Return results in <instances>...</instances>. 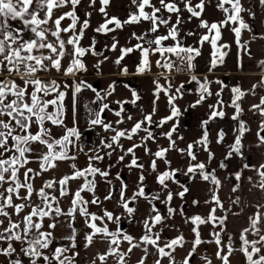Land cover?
I'll use <instances>...</instances> for the list:
<instances>
[{"label":"snow or ice","instance_id":"snow-or-ice-1","mask_svg":"<svg viewBox=\"0 0 264 264\" xmlns=\"http://www.w3.org/2000/svg\"><path fill=\"white\" fill-rule=\"evenodd\" d=\"M131 2L135 5L136 11L130 12L128 18L121 21L118 17H109L106 11L111 0H100L99 12L104 16V23L94 31L107 34L121 29L124 25L139 24L142 21L149 22L150 27L147 32L141 35L132 33V37L139 42L132 47L121 48V55L115 61L117 65H120L126 55L139 50L141 62L137 65V74L150 71L149 57L156 53H159L161 57L156 61L157 67L169 71L178 68L175 62L169 58L175 56L178 60L185 62L189 69H194L193 61L201 54L199 49L184 46L183 41L178 39L181 25L187 22L182 16L184 11L190 13L189 20L193 17L197 18L200 21L198 27L207 30V34L200 37L199 43L201 45L204 42L211 44L214 50L211 61L212 68H215L218 63H223V56L226 53L220 52V49L229 47L227 44L220 45V48L217 47V42L221 38V29L224 27L235 25L230 30L235 35L237 45L247 52V45H242L240 38L242 30L251 31V28L242 13L247 12L250 17L255 18L254 5L252 8H245L242 0H218L215 7L225 13V18L209 23L201 17L206 3H210V0H198L195 4H193V0H158L159 7L153 3V0H131ZM258 3L264 7V0H258ZM81 4L82 0H0V256L5 258L6 264H26V262L27 264H75L76 257L79 255L78 233L82 230L73 225L79 216L84 218L85 227L90 230L83 232L84 247L91 246L97 236H100L108 245L107 252L98 254L97 258L101 264H106L108 256L116 257L117 264H126V257L141 246H143L144 256L141 257L138 264H145L150 255L149 246L155 250L154 254L157 256L155 264H162L164 258H168L169 264H176L173 253L178 247L185 246V237L180 234L170 240H164L161 246V234L164 228L174 226L166 224L167 218L162 216L154 206L142 221L144 231L139 238L120 231L119 224L122 217L115 215L114 212L103 209V215H98L89 211V204L98 208L102 204L100 198L95 195L97 183L95 177L107 178L109 176V171L95 166V162L104 160L100 149H94V154L88 155L87 167L81 169L73 163L70 174H65L58 180H46L38 189L34 186V180L43 173L56 169L59 166L58 162L77 159L75 154L70 155V151L77 148V142L81 137L79 128L76 126L77 96L83 87L91 88V85H86L84 81L79 83L73 81V84L69 85L57 82L55 79L45 80L40 78V73H48L54 69L65 77H75L77 73L87 71L83 57L89 52L93 55L98 54L94 51V41L93 45L88 48L80 44L85 31L90 27L92 15L91 11L85 10L86 18L81 20L77 14V7ZM95 4L96 0H88V8L95 10ZM225 5H229V7H225ZM63 9L68 10L62 11ZM165 13H168L167 17L164 15ZM173 14L175 15L174 23L172 21ZM65 20H70L67 26L62 24ZM109 25H114V27L110 28ZM162 26L167 28L166 34L145 39L149 33L159 32ZM69 33L71 35H67ZM185 35L192 36L195 33L189 31ZM169 40L174 43L166 44ZM117 45L118 41L114 40L110 50H116ZM217 52H220L219 59H217ZM65 61L66 63H62ZM259 66L264 69V60L259 61ZM95 67L98 69L99 64ZM4 72L7 73V76L3 75ZM122 72L127 74L128 69L122 67ZM191 79L199 83L195 75ZM154 83L156 90L153 93L152 110L147 113L142 110V119L140 120H134L131 115H128L127 120L133 121L131 129L119 130L113 127L112 122L102 119L105 109L111 111L107 103H104L99 111L89 110V123L92 126H101L105 131L114 133L110 138H101L100 140L102 148L112 149L106 155L111 158L116 147H119L124 154L118 157V162L123 161L125 156L130 154L132 159L126 166L130 169L140 170L137 191L132 197L126 198L127 184L122 181L120 199L117 201V205L127 213L130 223L137 211L130 204L135 203L137 198L143 197L150 203L159 199V193L150 198L145 193L144 181L146 177L143 173L146 169L139 162L135 149L143 147L145 153L148 154L151 150L147 141L155 140L154 133L150 131L151 126L155 124L156 127H163L169 121L176 122L167 132L161 133L169 140V147L160 148L151 153L154 157L149 165L151 171L158 172L157 159H164L166 153L176 147L173 133L177 131L178 117L181 114L180 109L174 103L176 96L168 95V91L163 89L158 82L154 81ZM208 83L206 81L200 84L199 99L191 107L203 103L208 96L212 95ZM217 83L222 82L217 81ZM258 85L264 86V78L258 82ZM258 85L254 84L249 90L253 95ZM70 87L72 88V127H68L65 122L67 108L65 101L68 96L66 90ZM109 88H113V85H110ZM182 89L183 85L176 89V93H181ZM92 91L96 92L97 100L105 98L96 89L93 88ZM161 91H164L168 96V105L171 111L170 115L159 121H154L153 117L158 111L156 101L159 100ZM231 91L233 98L228 106L235 109L231 118L238 121L239 135L230 146V151L225 159H230L233 153L241 155L242 138L244 133L250 130L246 127L245 122L240 120L243 109L238 103L246 93L240 87H234ZM106 95H111V91H107ZM215 95L220 97L221 92H217ZM133 96L135 99L131 102L135 103L139 97L135 92ZM116 103L121 107L114 114L121 117V113L125 111L123 104L127 102L117 101ZM209 108L211 109L209 118L202 121V126L208 125L211 120L217 117L224 118L225 116L222 99H218L215 105L210 104ZM250 111L257 112L264 117V96L260 97L258 104L251 106ZM116 123H124V119H120ZM52 126L63 128V134L59 138L54 136ZM141 131L146 133V136L140 137L141 143H133L131 147L124 149L120 144L121 138L133 140V137ZM262 132H264V120L260 122L257 132L260 143L264 144ZM224 136L225 133L221 130L218 133L217 142H222ZM180 139L183 138L180 137ZM208 144L209 133L205 130L199 140L194 144H189L186 150L180 149L179 151L182 153L186 151L191 160L195 161L197 155L193 151L194 146L201 145L204 151L208 152L209 160H211L214 158V154L211 153ZM79 151H83V149L80 148ZM164 162L170 166V161L164 159ZM31 163H38V169L29 167L28 165ZM220 167L224 168L226 165L221 163ZM248 167L249 165H244V168ZM205 169L206 165L203 162L190 164L184 174H191V178L199 174L203 180L209 181L219 188L221 182L216 178L215 173L206 172ZM261 169H264V164L254 169L260 177L258 182L252 181L251 177L248 179L253 187L264 192V171ZM178 171L180 170L172 169L158 173V183L167 188L166 181L173 179ZM89 177L93 179H89ZM81 178H83V183L72 191L70 182ZM116 179H120L119 174ZM235 179L240 181L241 173L237 172ZM106 182L112 183L110 180ZM239 187V184L233 186L232 191H237ZM85 191L93 193V198L90 201L81 195ZM188 191L187 187H183V191L177 195L183 199ZM54 192H58V195L53 194ZM64 197L69 200L66 209L61 206V199ZM112 199L110 190L104 200ZM172 199L173 193L169 192L164 203H169ZM212 200L219 208L223 209V205L216 195V189H213ZM192 203L197 205L199 201L193 200ZM233 203L240 204V199L237 198ZM254 207L256 212L248 217V227L243 228L240 232L238 249L233 246L232 236L228 235L225 243L221 238L220 231L212 233V240L206 241L201 238V233L198 230L200 225L212 222L214 227H219L221 231L224 230L227 217L217 216V208H212L207 218L199 215L188 217L186 222H191L195 226L192 229L195 235L191 242L192 248L181 264H189L197 248L205 243H214L217 246L215 259L219 260L221 264H231L230 257L235 251L243 254L245 264H264V254H262L264 252V211H261L264 209V203H257ZM167 211L169 217L176 212L172 207H168ZM61 217L67 219L61 220ZM106 221L115 223L116 230L110 231ZM217 221H219L218 225ZM62 224H66L70 231L58 239L56 229ZM249 237L253 238L249 239ZM65 241L67 243H64ZM123 242H127L129 245L126 250H121ZM69 253L71 255H68ZM202 259L206 264H215V261L208 256H203Z\"/></svg>","mask_w":264,"mask_h":264},{"label":"crops","instance_id":"crops-1","mask_svg":"<svg viewBox=\"0 0 264 264\" xmlns=\"http://www.w3.org/2000/svg\"><path fill=\"white\" fill-rule=\"evenodd\" d=\"M121 4H127L130 0H119ZM198 0H193V4L197 3ZM218 2V0H210V3H206L205 10L202 14V19L207 20L209 23L211 22H218L225 18V13L221 10H218L215 5ZM242 3L245 8H252L253 5L255 6L253 8V11L255 12V18H252L249 16L247 12L242 13L244 19L246 22L250 25L251 31L248 30H242L240 43L242 45H247V52L244 48H241L236 43V38L234 33L230 30L231 27H234L235 25H229L227 27H224L221 29V39L219 42V45L227 44L229 46L228 53L225 56L223 63H218L215 68L211 67V61L213 59V48L209 42H204L202 45L199 43V39L202 35L207 34L206 29L199 28L198 25L200 21L193 17L190 20L188 19L190 16V13L187 11H184L182 13L183 18L187 21L183 25H181V32L178 39L183 41V45L191 46L194 48L199 49L200 55L195 58L193 61L194 69H191V72L197 75H200L199 77V83L197 81L192 80L191 75H179L174 80V86H172V90L168 93V95H175L176 99L174 100L175 105L180 109L181 114L180 116L185 115L187 112H192L191 115V124L190 129L185 134H181L180 131L173 133V139L176 141V147L170 150L166 153L165 158L168 161H170V166L168 164H165L164 159H157V165H158V172H153L149 168L150 162L154 157L151 155V153L156 152L160 148H168L169 147V141H164V138H162L161 130H158L155 135V140L153 141H147L148 146L150 148V152L148 154L145 153V149L143 147H139L135 149V154L139 158V162L142 163L145 166L146 171H144V175L151 177L150 180L155 181L154 183L149 180V185L151 188L155 191L161 192V201L164 203L166 200V197L169 192L173 193V200L171 203L181 204L183 202L191 203L192 200H198L200 205L201 203L203 205H207L206 201H211L213 196V189H216V194H220V201L223 202V209L219 208L216 204H213V207H210V210L212 208H217L216 214L217 216H224L225 212H228V216L223 230V237L222 240L226 243L228 239V235H234L233 239V246L235 248H239L240 246V240L239 235L243 228L248 227V217L253 215L256 212V208L254 205L257 203H264V192L260 191L258 188L253 187V184L249 182V177L252 178V181L258 182L260 177L257 174V172L254 170L255 168H258L264 161L254 156V163L255 167L252 169L244 168L245 160L247 155H252L253 150L257 148L258 143L257 140L249 141L251 138H248L244 141H242V150L243 153L241 155H237L236 153L232 154V158L225 159V156L230 151V146L233 145L235 138L238 134L237 128H238V121L233 120V123H230V117L234 114L235 109L233 107H230L228 105L231 104V100L233 98V93L231 91L234 87H240L242 91L246 93L244 96V99L241 101V107L245 111L244 119L248 120L252 116H256L259 118V114L254 111H250L251 106L254 104H258L260 97L264 96V86H259L258 82L264 77V69H262L259 66V61L264 60V7H261L258 3V0H242ZM118 5H120L118 3ZM183 7V5H181ZM225 7H229V5H225ZM166 17L168 13H165ZM128 18V16H127ZM126 18V19H127ZM173 23L175 22V15L173 14L172 17ZM104 23V20H103ZM143 23V22H142ZM146 24H150L149 22H146ZM99 26V25H98ZM97 26V27H98ZM137 26L134 25V27ZM138 34H142L144 30H137ZM193 32L195 35L187 36L185 33L187 32ZM167 30L165 32H157V33H149L145 39H152L156 35L160 34H166ZM111 36H115L116 33H110ZM101 36V35H100ZM132 41H121L118 42L117 48L119 49V53H115V56L112 57L111 62L107 65L108 67L105 68L99 77L100 79V85L97 86V88H94L92 86L93 82L96 81L97 78H94L91 83L86 81V77L84 78L85 74H81L82 76L79 77H63L59 79L60 83H67L69 85L73 84V81L76 83H79L80 81L86 82V85H91V88H88L87 86L83 87L82 91L77 96V107H76V120H77V127L79 128V131L81 133L80 140L77 142L78 146L76 149H73L70 151V155L75 154L77 159L75 161L72 160H66L58 162V167L54 170H50L49 172L43 173L40 177H37L34 180V186L38 189L41 187L42 183L46 180H58L65 174H70L72 172L71 165L75 163L79 168L83 169L87 167V161H88V155L94 154V149H100V154L104 155L103 161H97L95 162V166L101 168L102 170L109 171V176L107 178H101L99 176L95 177L96 188H95V195L100 198L102 201L101 206L98 208L95 205L89 204V211L96 213L98 215H103V209H107L108 211L114 212V214L119 215L122 217V221L129 222V218L127 217V213L124 211V209L117 205V201L120 199V191H121V182L117 180L116 182L114 179H116L117 174H125L127 177L128 183L129 179L132 180L135 178L137 180V186H138V178L140 175V170L137 168H128L126 165H128L132 159L131 155L125 156V159L123 161L118 162V157L120 155H123L124 153L121 151L119 147H116V150L112 153L111 158H109L106 153L112 151V149H106L102 148L100 146V140L101 138L108 139L112 135H114L111 131H105L101 126H92L89 123L90 116H89V110L92 111H99L100 107L107 103L110 106L114 107V110L109 111L108 109H105L102 113V119H104L106 122H112L113 127L124 130V129H131L133 125V121L127 120V116L131 115L134 120H140L142 112L136 111L135 109H125L124 112L121 113V117L115 116V112L120 110L121 105L116 103L117 101L125 102L130 97H133V92L129 91L123 84L117 85L116 82H114L115 78L118 77V75L122 74V65H117L115 63L116 59L120 57L121 55V48L126 47H132L135 42H138L135 39H131ZM131 42V44L129 43ZM174 43V42H172ZM171 40L167 41L166 44H172ZM84 46V45H83ZM147 47V45H145ZM71 47V46H69ZM85 48H88V45L84 46ZM250 53V54H249ZM158 59H161L159 54L151 55V60L153 61V64L156 63ZM65 63V62H63ZM116 64V65H115ZM115 66V68H114ZM113 68V69H111ZM52 75L61 76L60 73H57L54 69L50 70ZM131 74H135L136 72L134 70H130ZM7 74L6 72L3 73ZM87 75H90V72L86 73ZM84 78V79H83ZM206 78V79H205ZM208 83L209 91L212 93L211 96H208L203 103L191 107V105L195 104L196 100L199 99V86L202 83L205 82ZM217 81H220L222 83H217ZM19 82V80H17ZM149 82V81H148ZM149 84H151L149 82ZM254 84H257V88L255 91V94L253 95L249 90L252 88ZM110 85H113V88H109ZM183 85V89L181 90V93H176V89L180 88V86ZM96 89L97 92H100L101 96L105 97L103 100H97L96 92L92 91V89ZM222 89V91H221ZM68 92L67 99L65 101L67 108H66V118L65 122L68 127H72V88L66 90ZM107 91H111V95H106ZM122 92L126 94H121ZM221 92V96L217 97L215 93ZM218 99H222L224 101V108L225 116L224 118H215L209 122V125H212L214 129H216V125L219 127H222V122L224 121V126L230 127V133L228 132V136H226V141H223L222 143L226 142L225 145H227V148H225L224 151H220L219 149V143L214 141V138L211 142V144L208 146L211 153L214 154V158L209 160V154L208 152L204 151L203 147L201 145H195L194 147H200L202 150L195 151V154L197 155V159L195 161H192L191 158L187 155V152H181L180 149H187V146L189 144H194L195 141L199 140L203 132L205 131V126H202V121L208 120L209 114L211 109L209 108V105H215L217 103ZM95 101V102H93ZM162 104H164L163 111L166 116L170 115V107L168 105V96L165 97V99L162 101ZM151 112L146 111L144 113ZM104 116V117H103ZM124 119V123L117 124L116 121ZM180 121V120H179ZM184 122V120H181V123ZM261 122V121H260ZM180 124V123H179ZM178 124V125H179ZM183 124V123H182ZM207 126V125H206ZM172 126L165 127V131L167 132ZM260 123H258L257 126H255V130H259ZM92 130L93 135L91 140H87V131ZM52 131L54 136L59 138L63 134V128L52 126ZM227 132V131H226ZM230 134V135H229ZM146 136V133L139 132L136 136L133 137V140H127L124 138H121L120 144L123 145L124 149H127L128 147H131L133 143H141L140 137ZM182 137L183 139H180ZM252 137V136H251ZM230 139V140H229ZM253 139V138H252ZM162 141V142H161ZM82 148L83 151H79V149ZM194 151V150H193ZM203 162L206 166L213 168L217 172L218 179L221 181L222 186L221 188H216V186L209 181L205 180H199L195 176V182L194 186L190 189V192L188 193V196L186 200H181L180 196L177 195L180 191H183L184 182L188 179V175H185L184 172H186L187 167L190 164H196ZM115 164V166L112 168L110 167L111 164ZM223 163L226 165V167L221 168L220 164ZM29 167L33 169H38V163H31L28 165ZM172 169H179L177 173H181V178L178 180L173 177V179L166 181L167 188L160 185L157 181L158 173H162L164 171H171ZM241 173V189L240 191L233 192V186L234 182L236 183L234 177L236 173ZM93 179V178H92ZM110 180L112 183L108 184L106 181ZM230 181V183H229ZM83 183V178L71 181L70 182V189L74 191L79 185ZM119 186V190L117 192L116 197H113L112 200H104V197L109 193L111 190V193H113V186ZM183 186V187H182ZM158 187V188H157ZM220 190V191H219ZM53 194L58 195V192H54ZM81 195L87 199L91 200L93 198V193L91 192H82ZM126 196V195H125ZM132 196H126V198H130ZM237 198L240 199V204H234L233 201ZM35 199V197H34ZM69 205V200L67 197H64L61 199V206L65 209ZM138 207V206H137ZM137 211L134 215V219H138L137 225H132L128 231L125 233H129L134 237L139 238L143 234V227H142V221L149 215L148 213L140 215L139 207L137 208ZM199 208V207H198ZM209 210V211H210ZM261 211H264V209H261ZM147 212V211H145ZM195 215H198L197 212H194ZM194 215V214H193ZM180 221L183 223H180L176 221V226L174 230L168 232V234L162 236L161 235V246L163 244L164 240H170L172 238H175L176 236L182 234V231L179 226H190L193 228L191 222H186L187 217L186 216H177ZM208 216H206L207 218ZM205 218V217H204ZM61 220H66L67 218L61 217ZM132 219V221L134 220ZM188 224V225H186ZM216 224H219V221L216 222ZM110 225V231H115L117 228V225L112 222ZM74 227H77L81 229L82 231L78 233V252L79 255L77 257V264H93V261H95V264H101V261L97 258L98 254H102L107 252L108 245L103 241V239L100 236H97L94 240V243L85 248L84 244L85 241L83 239V232L84 231H90L85 227L84 224V218L83 217H77L76 223L73 225ZM178 228L176 229V227ZM201 233V238L203 240H212L213 239V232L220 231L221 229L219 227H214L213 223L209 222L203 225L199 226L198 229ZM70 230L68 229L66 224H62L56 229V235L57 238L61 235L67 234ZM155 231V230H154ZM122 232V231H121ZM191 233V232H190ZM169 235V236H168ZM186 235V233H185ZM187 241L185 243V246L183 248H177L174 253H188L189 250L192 248V241L194 239V235L192 236V233L186 237ZM253 237H249V239H252ZM64 243H67L66 241ZM127 242H123L121 244V250H126L128 248ZM141 248L134 249L132 253L126 257V264H136L141 259V257L144 256V253ZM217 250V246L214 243H205L201 244L197 251L201 254H211L214 256L215 259V252ZM149 253L150 255L147 257L145 264H155V259L157 256L154 254L155 250L152 249L151 246H149ZM241 252L235 251L233 252L231 258L232 264H241L240 259ZM215 261H217L215 259ZM176 262V261H175ZM106 264H117L116 257L114 256H108ZM162 264H169L168 258H164L162 260ZM176 264H178L176 262ZM203 264V263H200ZM217 264V263H216Z\"/></svg>","mask_w":264,"mask_h":264},{"label":"flooded vegetation","instance_id":"flooded-vegetation-1","mask_svg":"<svg viewBox=\"0 0 264 264\" xmlns=\"http://www.w3.org/2000/svg\"><path fill=\"white\" fill-rule=\"evenodd\" d=\"M118 3L120 5H118ZM153 3H156L157 6L159 7L158 4V0H153ZM95 10L88 8V0H82V4L80 6L77 7V14L80 16L81 20L85 19L86 17L84 16V12L85 10L87 11H91L92 15L90 18V27L85 31L84 37L81 39L80 44L83 46H87L90 47L93 45V41L94 43V51L96 53H98L97 55H93L91 52L87 53L84 57L83 60L86 63L87 66V71L85 72H79L77 73V75L75 77H79L82 76L81 74H85L84 78L86 79V81H88L89 83H91L93 81L94 78H97L95 82H93L92 86L94 88H97V86L100 85V79L99 77L101 76L103 70L105 68H107L108 64L111 62V59L113 56H115V53H119V49L116 48V50H110L111 49V45L113 44L114 40L121 42V41H132L131 39H135L132 37V33L135 32L137 35L138 34L137 30H144L143 33L147 32V30L150 27V24H146L145 21H142L141 23L137 24V26L134 27V25L136 24H131V25H124L121 29H116L115 31L112 32H108L107 34H102V33H97L94 31L95 28H97L98 25L103 23L104 20V16L102 13L99 12V8L101 7L100 5V0H96V4H95ZM68 9H63L62 11H67ZM147 10V9H146ZM106 11L108 12L109 17H118L121 21L125 20L127 18V16L129 15L130 12H135L136 11V7L135 5L132 4L131 0L129 2H127V4H121L119 0H111L110 5L107 7ZM166 16V14H164ZM147 22V21H146ZM70 23V20H65L62 22V24L64 26H67V24ZM79 28V25L77 26ZM110 28L114 27V25H109ZM167 30V28L165 27H161L159 31L161 32H165ZM116 33L115 36H111L110 33ZM142 33V34H143ZM67 35H71V33L67 34ZM101 35V36H100ZM221 39V38H220ZM220 39L217 42V47L220 48L219 42ZM136 40V39H135ZM139 42V41H138ZM138 42H135L133 45L137 44ZM173 41H171L172 43ZM131 44V42H129ZM83 46V47H84ZM186 46V45H184ZM229 48V47H228ZM228 48H221L220 52L226 53L223 56V60L225 58V56L228 53ZM220 52H217V59H219L220 56ZM159 54V53H157ZM168 55V54H166ZM160 56V55H159ZM172 61L175 62V64L178 66V68H174L171 71L164 69V68H160L157 67L156 63L153 64V61L151 60V55L149 57L150 62H151V69L150 71H145L142 74H137V65L140 64L141 62V54L139 50H136L128 55L125 56L124 60L121 61V65L123 67H126L128 69V73L127 74H120L118 75L117 78H115L114 82L117 83V85H121L123 84L129 91L131 92H135L136 96L139 97V99H136L135 103H132L131 101H133L135 99V97H130L126 102L123 104L124 109H135L136 111L142 112H146V111H151L153 104L152 101L154 100V95L153 93L156 90V84L155 82H158L159 85L168 91V93L172 90V86H174L175 83V78L179 75H195L197 77V79L200 80L201 77H199L200 75L194 74L191 72V69H189L187 67V64L181 60H178L175 56H170L169 57ZM110 61V62H109ZM63 63V62H62ZM66 63V61H65ZM97 64H99V68L97 69V67H95ZM116 65V64H115ZM115 68V66H114ZM113 69V68H111ZM130 70H134L136 73L135 74H131L129 73ZM90 72V75H87L86 73ZM161 73H163V75H161ZM4 76H7V74H4ZM65 76L61 75V76H57V75H52L51 72L49 71L48 73H40V78L41 79H45V80H50V79H55L57 80V82H59L60 78H63ZM71 77V76H68ZM165 77H167V79H165ZM66 78V77H65ZM83 78V79H84ZM264 78V77H263ZM151 84H149V82ZM121 94H126L124 92H122ZM167 95H165L164 91L160 92V98L159 100L156 101V105L158 107V111L156 113V115L153 117L154 121H159L161 118L165 117V113L163 111L164 108V104H162V101L165 99ZM244 99V97L238 101V103L241 105V101ZM232 101V100H231ZM109 108L111 110H114L113 106L109 105ZM181 113V111H180ZM191 115L192 112H187L185 115L178 117V128L177 131H180L181 134H185L186 130L188 131L190 129V124H191ZM245 116V111L243 110V114L240 117V120L244 121L246 124V127L248 129H250L249 131H246L244 133V136L242 138V141L251 138V140L249 141H256L259 142L258 146L256 149L253 150V154L252 155H247L246 160H245V164L249 165V167L247 169H252L255 167V163H254V156H256L257 158L261 159L262 161H264V144H261L258 137H257V132L259 130H255V126L258 125V123H260V121L264 120V117L259 116H252L249 121L244 119ZM104 117V116H103ZM141 118H142V114H141ZM219 118V117H218ZM180 120V121H179ZM181 120H184V122L181 123ZM225 121V120H224ZM224 121L222 122V127H219L218 125H216V129H214V127L212 125H207L205 126V130L208 131L209 133V144L208 146L211 144L212 140L214 138L218 139V133L223 130V132L225 133L224 139L223 141H226V136H228V132L230 133V127L228 126H224ZM176 121H169L167 124H165L163 127H156L155 124H153L150 128V131H152L154 134L158 131L161 130L162 133L166 132L165 131V127L167 126H172L173 123H175ZM230 123H233V120L230 117ZM234 125V123H233ZM227 131V132H226ZM87 140H91L92 139V130L87 131ZM230 135V134H229ZM239 135V132L238 134ZM262 136H264V132L261 133ZM162 136V135H161ZM252 136V137H251ZM162 138H164V141H169L166 137L162 136ZM253 138V139H252ZM217 139H214V141H216ZM230 140V139H229ZM222 141V142H223ZM162 142V141H161ZM220 142L219 144V149L220 151H224L225 148H227L226 142L222 143ZM199 149V151H201L202 149L200 147H194V152L197 151ZM241 153H243V150L241 148ZM232 158V157H231ZM264 164V163H262ZM261 164V165H262ZM115 164H111L110 167H114ZM259 168V167H258ZM262 171H264V169H261ZM206 172L215 173L216 178L218 179L217 176V172L216 170H214L211 167L206 166L205 169ZM181 173H176L175 178H177L178 180H180L181 178ZM120 182H127V177L125 174H120ZM146 180L144 181V184L146 185L145 187V193L146 195L150 198L151 196L159 193V199L158 200H153L151 201V203L149 202L148 199H145L143 197H139L137 198V201L133 204H130L131 207H139L140 210V215L142 214H146L150 212V209L154 206L155 208H157L159 210V212L161 213L162 216L166 217V221L165 223L168 225H172L174 227H165L163 232H162V236L168 234V232H170L171 230L173 231L175 226H176V221L183 223L182 221L179 220V218L177 217L178 215L181 216H186L188 217H192L195 216L194 212H197V214L201 217H205L209 215L210 213V207H213V204H215V202L213 200L209 201L208 203H206L207 205H203L201 203H198L197 205H193V200L190 203L187 202H183L181 204H176V203H171L172 201H170L169 203H162L161 201V192L160 191H154L151 186L149 185V180L151 177L146 176ZM197 179L199 180H203L199 174L196 175ZM89 179H92V177H89ZM235 179V177H234ZM118 179H114V181L116 182ZM219 180V179H218ZM153 183L155 181L150 180ZM220 181V180H219ZM236 183L234 182V186L239 184L240 187L238 189V191H240L242 183H241V179L240 181H237L235 179ZM194 182H195V177L191 178V174L188 175V179L185 180L184 182V187H187L189 189V191L187 193H185V196L183 199L181 200H186L188 193L190 192V189L194 186ZM221 182V181H220ZM230 183V181H229ZM222 183H220L219 189L221 188ZM119 186L115 185L113 186V193L112 196L116 197L117 192L119 190ZM158 188V187H157ZM137 191V180L132 179L128 181L127 183V189L125 192L126 196H133V194ZM220 191V190H219ZM219 199H220V194H216ZM174 198V197H173ZM173 200V199H172ZM198 201V200H197ZM223 205V202H221ZM137 207V208H138ZM168 207H172L173 209L176 210L175 214H173L171 217H169L168 214ZM199 207V208H198ZM147 211V212H145ZM194 214V215H193ZM116 215V214H115ZM217 215V214H216ZM224 216H228V212H225ZM138 219H134L131 223L130 222H126V221H122L119 224V229L122 232H126L129 230V228L132 225H137L138 223ZM99 224V222H97ZM108 228L110 230V225L112 224V222L110 221H106ZM212 223V222H211ZM188 225V224H186ZM193 225V224H192ZM194 226V225H193ZM159 228V226H157ZM195 227V226H194ZM178 228V226L176 227V229ZM181 229L182 231V235L185 237V241H187V238L191 233L192 236L195 235L192 231L193 228H191L189 225L188 226H179V229ZM191 232V233H190ZM186 233V235H185ZM223 231H221V238L223 237ZM231 235V234H230ZM169 236V235H168ZM232 238L234 239V235H231ZM167 251V249H166ZM188 253H173V256L175 257V261L178 264H181V261L185 258V256ZM203 256H208L210 258H212L214 261V256L213 255H209V254H201L198 253V251H196V253L192 256L191 260L189 261V264H206V262L202 259ZM78 257V256H77ZM77 257H76V264H77ZM240 259H241V264H245V257L243 256V254H240ZM231 261V258H230ZM221 264V262L219 260L215 261V264ZM138 264V263H136ZM232 264V261H231Z\"/></svg>","mask_w":264,"mask_h":264},{"label":"rangeland","instance_id":"rangeland-1","mask_svg":"<svg viewBox=\"0 0 264 264\" xmlns=\"http://www.w3.org/2000/svg\"><path fill=\"white\" fill-rule=\"evenodd\" d=\"M262 254H264V252H262ZM68 255H71V253H69ZM0 264H6L5 258L2 256H0ZM26 264H27V262H26ZM75 264H76V262H75Z\"/></svg>","mask_w":264,"mask_h":264}]
</instances>
